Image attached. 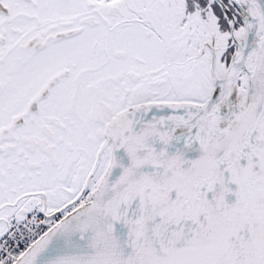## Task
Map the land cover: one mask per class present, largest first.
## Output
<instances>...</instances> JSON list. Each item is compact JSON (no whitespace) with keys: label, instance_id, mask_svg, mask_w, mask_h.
Listing matches in <instances>:
<instances>
[{"label":"snow or ice","instance_id":"1","mask_svg":"<svg viewBox=\"0 0 264 264\" xmlns=\"http://www.w3.org/2000/svg\"><path fill=\"white\" fill-rule=\"evenodd\" d=\"M0 264H264V0H0Z\"/></svg>","mask_w":264,"mask_h":264}]
</instances>
